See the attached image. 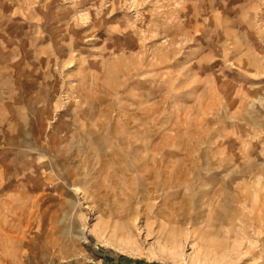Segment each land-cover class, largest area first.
<instances>
[{"label":"rangeland","instance_id":"rangeland-1","mask_svg":"<svg viewBox=\"0 0 264 264\" xmlns=\"http://www.w3.org/2000/svg\"><path fill=\"white\" fill-rule=\"evenodd\" d=\"M261 175L264 0H0V264H264V189L262 221L235 190ZM127 214L140 254L94 230Z\"/></svg>","mask_w":264,"mask_h":264},{"label":"bare ground","instance_id":"bare-ground-1","mask_svg":"<svg viewBox=\"0 0 264 264\" xmlns=\"http://www.w3.org/2000/svg\"><path fill=\"white\" fill-rule=\"evenodd\" d=\"M208 165H210L209 162H208ZM177 171H179V170H177ZM231 176H232L231 180L228 182L226 187L227 186H229V187L232 186L234 184L233 183L234 180H237L239 177L244 178L242 176V171H240L239 169H236V168L232 171V175ZM253 178H255V177H253ZM256 178L257 179H252L251 178V180H254V184H253L252 187H251V184H252V181H251V183L249 182L246 185H243V186L238 185V186H236L235 190H236V192L239 193L238 197H241L240 202L242 204L245 205V203L247 202L246 201L247 199L252 201V203H253L252 209H253L254 212H257L258 220H261L262 219L261 213H263V212H262V209L258 206L259 205L258 201H261L259 199L261 198V195L263 194L262 190L264 189V183L262 182V179H263L262 175H261V177L258 176ZM229 187H227V188H229ZM259 203L261 205V202H259ZM196 207H197L196 209L201 214V208L202 207H200V206H196ZM169 210L170 211L167 212V216L163 217V219H164L163 222H164L165 225L160 224L159 229L162 232V234H163L164 231L167 233V235H168L167 239H169V242L172 245H176L177 244V246L179 248H181V245H180V242H179L180 236L182 234L183 236H185V238L187 237V231H186V229H187V227H186L187 226V221L186 220H188V219L186 217L190 216V215L188 214V212H187L188 210H187L186 207L181 209V212L183 214H178L177 213L178 210H176L174 208L169 209ZM186 214H187V216H186ZM210 215H209V212H208L207 216H208V219H209V222H210L209 223L210 226L207 225L205 227V230H206L205 232L202 231L204 228L203 229L202 228L199 229V231L201 230V232L203 233V236H204L203 237V241L206 244L208 242V241H206L208 238H210L209 241L210 240L212 241V239L216 237V234L220 233V231H219L220 229L227 228V230L229 232L231 231V229H230L231 228V222L225 223V221H224L225 219L221 218V217H218V216L216 217V220H215V219L211 218ZM125 218H126L125 221H123L122 223H119V224L115 223L112 227L109 226L108 221L101 222V220H100L99 222H97V224L98 223L99 224L94 228V230H95L96 233H98L97 236L99 238V241L103 245L114 246V247H116L117 249H120V251H123V252H131L132 254L133 253L140 254L141 253L140 245H139V243H138V241L136 239V235H135V232H134V228L137 227V224H136L137 220L134 219L135 217L129 218L128 214L126 215ZM189 218L191 220V217H189ZM210 218H211V221H210ZM81 219H82V215L80 214V212L79 211L74 212L73 225L77 226L78 220H81ZM218 222H220V223H218ZM166 223H168L169 225L167 226ZM219 225H221V227H219ZM169 226H171V227H169ZM145 227H146L145 231H146V233H148L149 227H147V225H145ZM260 227L261 226H259V228ZM182 228H185V229H182ZM260 229L262 231H264L262 227ZM260 229H259V231H260ZM228 231H226V232L228 233ZM262 233L260 232V234H262ZM102 236H108V237L107 238L105 237L103 239ZM6 237L7 236L5 235V237L3 239H1V240H3V242H4L6 240ZM207 245H209V244H207ZM197 246H198V248L202 249V246L200 245V243H197ZM209 246H212V244H210ZM164 248H167V247H162L161 251H163ZM147 251L149 252L147 256L149 258H152V257L154 258V253H153L154 251H149V250H147ZM170 251H171V254H172L173 257L182 256V250L181 249L176 250L175 246H171L170 247ZM183 262L184 263H189V264H195V263H200V262L201 263L209 262L210 264H218L220 262V260L214 254H211V253L202 254V253H200L198 251L197 254H196L195 260H193V258L189 256L188 259L187 260L184 259Z\"/></svg>","mask_w":264,"mask_h":264},{"label":"crops","instance_id":"crops-1","mask_svg":"<svg viewBox=\"0 0 264 264\" xmlns=\"http://www.w3.org/2000/svg\"><path fill=\"white\" fill-rule=\"evenodd\" d=\"M95 255L89 256V262H82V264H139V262L130 261L124 256L116 255L112 252H106L104 250L94 251Z\"/></svg>","mask_w":264,"mask_h":264}]
</instances>
